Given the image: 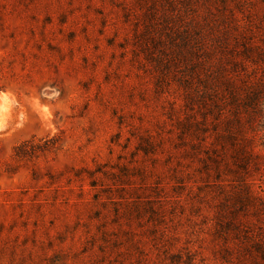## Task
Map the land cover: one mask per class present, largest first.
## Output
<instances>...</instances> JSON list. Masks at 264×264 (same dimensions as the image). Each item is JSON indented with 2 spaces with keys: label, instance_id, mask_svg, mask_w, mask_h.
<instances>
[{
  "label": "rangeland",
  "instance_id": "obj_1",
  "mask_svg": "<svg viewBox=\"0 0 264 264\" xmlns=\"http://www.w3.org/2000/svg\"><path fill=\"white\" fill-rule=\"evenodd\" d=\"M258 52L264 0H0V264H264Z\"/></svg>",
  "mask_w": 264,
  "mask_h": 264
},
{
  "label": "trees",
  "instance_id": "obj_2",
  "mask_svg": "<svg viewBox=\"0 0 264 264\" xmlns=\"http://www.w3.org/2000/svg\"><path fill=\"white\" fill-rule=\"evenodd\" d=\"M257 56L264 59L263 52H258ZM232 67L238 69V65ZM239 82L237 85L227 80L223 86L242 136V146L238 149L240 167L245 174L256 171L260 182L258 195L264 202V68L261 76L257 72L253 77L246 74ZM214 97L217 102L218 96Z\"/></svg>",
  "mask_w": 264,
  "mask_h": 264
}]
</instances>
